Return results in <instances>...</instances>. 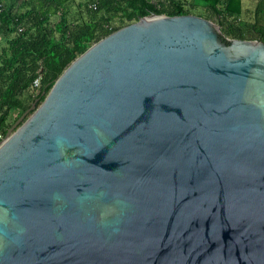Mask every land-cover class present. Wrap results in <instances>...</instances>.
Segmentation results:
<instances>
[{
    "label": "water",
    "instance_id": "obj_1",
    "mask_svg": "<svg viewBox=\"0 0 264 264\" xmlns=\"http://www.w3.org/2000/svg\"><path fill=\"white\" fill-rule=\"evenodd\" d=\"M0 141V264H264V42L151 13Z\"/></svg>",
    "mask_w": 264,
    "mask_h": 264
},
{
    "label": "trees",
    "instance_id": "obj_2",
    "mask_svg": "<svg viewBox=\"0 0 264 264\" xmlns=\"http://www.w3.org/2000/svg\"><path fill=\"white\" fill-rule=\"evenodd\" d=\"M96 3V9L91 7ZM217 23L224 41L264 42V0L248 21L243 0H0V136L11 117L26 118L38 107L64 70L94 43L151 13L194 15ZM39 86L35 87V80Z\"/></svg>",
    "mask_w": 264,
    "mask_h": 264
},
{
    "label": "crops",
    "instance_id": "obj_3",
    "mask_svg": "<svg viewBox=\"0 0 264 264\" xmlns=\"http://www.w3.org/2000/svg\"><path fill=\"white\" fill-rule=\"evenodd\" d=\"M3 2H11V3H22L23 1H26V0H2ZM261 0H251L252 2V5H254V8L253 9H250L249 13L250 14V17L252 18H256V9H257V5L259 4ZM246 0H243V3H245ZM244 8H247L246 6H244ZM251 8V7H250ZM252 13V14H251ZM6 43V39L5 37H3L2 35H0V50L1 48L5 45Z\"/></svg>",
    "mask_w": 264,
    "mask_h": 264
},
{
    "label": "rangeland",
    "instance_id": "obj_4",
    "mask_svg": "<svg viewBox=\"0 0 264 264\" xmlns=\"http://www.w3.org/2000/svg\"><path fill=\"white\" fill-rule=\"evenodd\" d=\"M244 6H246L247 8H245V10L248 11V9H253L254 5H252L251 0H246V2L244 3ZM251 7V8H250ZM249 12H247L246 14H248ZM200 14H202V9H198L196 12H194V15L199 16ZM252 14V13H251ZM247 17L245 18L248 21H254L255 18H251L250 14L246 15ZM215 23V22H214ZM217 24V23H215ZM218 25V24H217ZM219 26V25H218ZM221 30V29H220ZM18 115L19 113L15 112L12 117H11V123H13L12 125H14V123L18 120ZM1 141V140H0Z\"/></svg>",
    "mask_w": 264,
    "mask_h": 264
},
{
    "label": "built area",
    "instance_id": "obj_5",
    "mask_svg": "<svg viewBox=\"0 0 264 264\" xmlns=\"http://www.w3.org/2000/svg\"><path fill=\"white\" fill-rule=\"evenodd\" d=\"M3 2V1H2ZM5 3V2H4ZM91 7H93L94 9H96V3H93L92 5H91ZM34 86L35 87H38L39 86V79H37V80H35V82H34ZM5 137H2V136H0V140H3Z\"/></svg>",
    "mask_w": 264,
    "mask_h": 264
}]
</instances>
